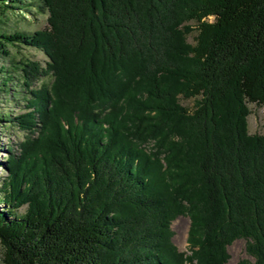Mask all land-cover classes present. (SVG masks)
I'll return each mask as SVG.
<instances>
[{
  "label": "trees",
  "instance_id": "trees-1",
  "mask_svg": "<svg viewBox=\"0 0 264 264\" xmlns=\"http://www.w3.org/2000/svg\"><path fill=\"white\" fill-rule=\"evenodd\" d=\"M35 8L47 27L9 28ZM12 82L23 111L0 131L25 137L1 163L5 264H226L239 239L236 264H264V133L247 123L264 0H0V92Z\"/></svg>",
  "mask_w": 264,
  "mask_h": 264
},
{
  "label": "rangeland",
  "instance_id": "rangeland-1",
  "mask_svg": "<svg viewBox=\"0 0 264 264\" xmlns=\"http://www.w3.org/2000/svg\"><path fill=\"white\" fill-rule=\"evenodd\" d=\"M47 12L38 8L32 9L31 14L29 13H18V15H12L10 19V29H16L26 32H33L35 30L44 29L47 27ZM195 27V24L192 23ZM196 32L193 31L187 36V40L193 43V37ZM12 54L15 56H23L30 60L37 61L41 66L45 65L47 60L46 56L42 51L33 47H15L11 49ZM49 82L50 77H43L37 82L36 86L41 84V81ZM15 83H11L10 86L5 87L6 91L0 92V114L12 113L16 111H23V92L20 88L15 87ZM17 90V91H16ZM180 102L183 106L191 108L192 100L180 98ZM250 114L247 117L248 131L249 133H264V106H258L253 103H249ZM25 133L12 127H4L0 131V179L5 176V169L1 163L5 161L9 155L8 148H12V145H16L18 142L23 140ZM25 211V206L18 209V213L22 214ZM190 227V218L187 216H178L171 223V229L173 231L172 242L180 251H186L188 249V231ZM245 242L241 239L235 240L229 247L228 253L230 258L226 264H236L238 259L245 257L244 252ZM3 250L0 246V264L3 262Z\"/></svg>",
  "mask_w": 264,
  "mask_h": 264
}]
</instances>
